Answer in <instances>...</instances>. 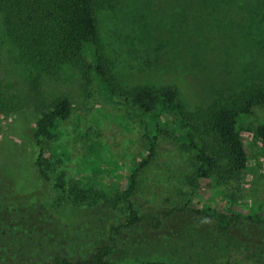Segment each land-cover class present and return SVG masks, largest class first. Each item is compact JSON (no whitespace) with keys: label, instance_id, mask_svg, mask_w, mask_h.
Returning <instances> with one entry per match:
<instances>
[{"label":"rangeland","instance_id":"rangeland-1","mask_svg":"<svg viewBox=\"0 0 264 264\" xmlns=\"http://www.w3.org/2000/svg\"><path fill=\"white\" fill-rule=\"evenodd\" d=\"M249 6L248 0H119L113 8L97 11L99 53L110 64L109 77L127 88L170 84L187 110L207 105L216 97L226 99L247 82L264 83V16L260 10L251 13ZM90 78L69 65L52 75H36L18 57L0 16V87L8 106L0 111V258L27 264L36 260L35 252L43 251L48 262L51 249L57 248L72 258L84 257L107 240L111 223L124 220L119 201L114 208L71 202L63 212L55 211L54 205L62 202L59 191L41 179L32 163L34 121L59 96L69 99L72 112L51 145L53 153L45 156L50 175L64 171L68 178L84 179L82 172L90 171L84 170L85 147L97 141L103 182L118 190L126 171L143 156L144 125L150 116L107 101L92 74ZM262 118V106L237 117L247 156L239 175L228 177L219 169L195 191L185 178L194 169V152L182 150L170 133L160 134L130 196L145 220L119 240L121 247L126 242L121 254L203 264H264L263 226L243 221L221 235L189 215L173 216L161 230H154L148 220L200 201L242 210L262 204L263 212L264 146L254 133Z\"/></svg>","mask_w":264,"mask_h":264},{"label":"trees","instance_id":"trees-1","mask_svg":"<svg viewBox=\"0 0 264 264\" xmlns=\"http://www.w3.org/2000/svg\"><path fill=\"white\" fill-rule=\"evenodd\" d=\"M118 1L0 0V16L5 35L16 48L18 57L36 75H52L66 65L73 66L83 78L91 80L92 74V80L107 101L139 109L150 116L149 123L144 125L146 150L139 161L126 171L117 190L103 182V160L99 155L100 143L97 141L88 143L85 147L84 170L87 167L90 171H83L85 175L82 172L80 177L84 179L68 178L64 171L50 175L45 156L48 152L53 153L51 145L60 134L61 124L71 114L72 104L66 96H59L39 112L31 134L32 163L41 179L52 183L59 191L62 202L56 203L54 210L63 212L71 207V202L88 207L106 203L108 207L114 208L119 201L126 215L123 221L111 223L107 240L84 257L72 258L60 248H50V261H46L47 254L37 251L32 256L36 260L27 264H203L186 260L140 259L121 254L126 242L121 247L119 240L145 220V217L137 214L130 196L139 173L153 158L157 137L170 133L182 150L194 152V169L185 177L192 191L202 188L203 182L219 169L228 177H236L245 168L247 156L236 122L239 115L249 113L253 107L262 106L263 118L256 125L254 133L264 146V83L261 81L247 82L226 99L216 97L207 105H196L187 110L178 89L170 84H138L127 88L116 82L114 77L110 78V64L99 53L97 11L113 8ZM248 2L249 11L256 13V10H260L262 18L264 0ZM5 99L0 87V111L8 108ZM262 206L257 204L248 210H242L230 205L219 207L211 202L200 201L193 206L185 205L162 211L158 216H149L148 220L154 230H161L168 226L173 216L183 218L189 215L192 219H197L202 228L218 231L223 235L243 221L264 227ZM130 259H134V262L130 263ZM0 264L16 263L4 257L0 258ZM221 264L231 263L227 261Z\"/></svg>","mask_w":264,"mask_h":264}]
</instances>
